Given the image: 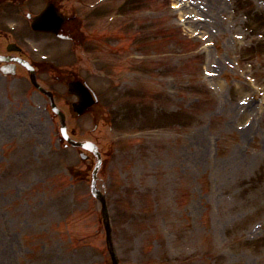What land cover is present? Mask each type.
<instances>
[{
    "label": "rangeland",
    "instance_id": "1",
    "mask_svg": "<svg viewBox=\"0 0 264 264\" xmlns=\"http://www.w3.org/2000/svg\"><path fill=\"white\" fill-rule=\"evenodd\" d=\"M101 1L79 5L99 35L79 60L110 105L125 98L111 121L70 119L69 131L106 154L98 185L112 203L120 264H264V113L258 100L243 107L261 97L245 79L251 64L264 84V0H198L220 6L221 27L200 35L217 41L215 76L201 70L205 41L181 25L176 1ZM116 23L119 45L149 37V56L116 50ZM252 27L263 34L253 45L260 57L241 62ZM140 59L150 73L141 81L146 102L121 118ZM9 93L0 89V264H111L92 172L78 150L63 148L44 101Z\"/></svg>",
    "mask_w": 264,
    "mask_h": 264
},
{
    "label": "flooded vegetation",
    "instance_id": "2",
    "mask_svg": "<svg viewBox=\"0 0 264 264\" xmlns=\"http://www.w3.org/2000/svg\"><path fill=\"white\" fill-rule=\"evenodd\" d=\"M4 3H5V0H0V17L2 16L3 12H4ZM28 3H31V1H29ZM20 35V34H19ZM10 37H13L12 39V43H15L16 45L20 46L21 49H22V53L21 52H7V48L6 50L4 49V53H8V55H23L24 53H26V48H25V45L23 43V40L20 36H17V35H11L7 30L6 28L3 27V24L0 23V49L3 48L4 46V41L7 39V38H10ZM6 47V46H5Z\"/></svg>",
    "mask_w": 264,
    "mask_h": 264
},
{
    "label": "bare ground",
    "instance_id": "3",
    "mask_svg": "<svg viewBox=\"0 0 264 264\" xmlns=\"http://www.w3.org/2000/svg\"><path fill=\"white\" fill-rule=\"evenodd\" d=\"M219 3V2H218ZM214 6V5H213ZM216 8H220V6H217ZM210 9H212V7H210ZM215 9V8H214ZM208 11H211V10H208ZM205 15H209L205 10L204 11H202ZM218 66V65H217ZM216 66V67H217Z\"/></svg>",
    "mask_w": 264,
    "mask_h": 264
}]
</instances>
